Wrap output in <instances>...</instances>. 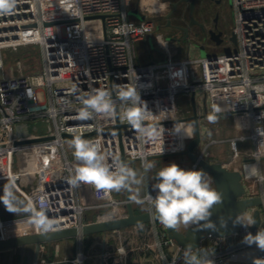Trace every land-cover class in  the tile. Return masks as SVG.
Here are the masks:
<instances>
[{"label": "built area", "instance_id": "1", "mask_svg": "<svg viewBox=\"0 0 264 264\" xmlns=\"http://www.w3.org/2000/svg\"><path fill=\"white\" fill-rule=\"evenodd\" d=\"M133 1L17 0L11 12L0 14V154H5L0 157V183L12 185L25 199V209L31 210L24 209L18 218L6 221L29 225L19 234L46 232L31 223L33 212L41 209L52 221L53 230L81 227L88 222L86 213L91 209L109 214L125 210V199H116L113 190L97 191L93 187L94 200L86 203L80 192L86 184L73 187L67 182L77 162L71 147L75 138H65L63 133L94 132L83 139L99 142L109 154V162L112 156L121 160L117 130H103L117 123L116 115L76 119L83 107L81 97L93 89L110 92L119 121L128 124L122 127L121 141L129 159L144 162L154 154L185 149L187 143L184 145L182 137L188 129L180 120L183 115L178 113L176 98L181 92L198 90L205 93L210 105L224 104L230 111L244 114L252 124L249 134L213 139L198 154L209 158L210 145L227 142L233 153L231 161L225 162L228 167L234 158L241 156L236 140L251 138L258 147L246 152L247 158L240 168L245 171L247 165L256 164L251 162L253 158L264 157V135L257 133V130L264 132V0H232L235 9L232 32L236 37V44L230 41L234 45L232 50L181 58L162 40L165 59L148 63L138 62L135 45L154 28L151 17L154 13H146L138 0L145 19L130 15ZM102 14L106 15L104 20L86 18ZM59 20L62 23H53ZM32 46L40 48L39 69L25 73L24 63L18 58V71L6 72L4 52ZM135 84L150 110L143 121V126L149 129L144 138L122 119V113L130 105L118 98L121 88ZM48 146L59 150L61 164L48 166L44 151ZM22 149L31 151L14 166L13 157H19ZM197 168L192 162L191 169ZM53 170L58 173L57 180L43 178V173ZM245 175L258 176L260 180L264 177L259 173L249 176L246 171ZM249 232L252 231L241 229L233 235L245 237ZM206 239L209 245L205 247L202 243L197 255L207 253L214 264H222L234 250L226 247L220 237L207 234L203 242ZM85 259L86 255L79 250L71 257H41L34 264H83ZM165 264H185L184 256L168 259Z\"/></svg>", "mask_w": 264, "mask_h": 264}, {"label": "crops", "instance_id": "2", "mask_svg": "<svg viewBox=\"0 0 264 264\" xmlns=\"http://www.w3.org/2000/svg\"><path fill=\"white\" fill-rule=\"evenodd\" d=\"M144 5L153 13V11L156 12L160 10V7H162V2L159 0H146ZM157 25L158 24H156V28H153L150 33H148L144 38L140 39L136 43L135 50L137 53L138 62L148 63L165 59L166 55L161 46L163 37L165 36L163 31L164 29L161 30L160 28H157ZM151 37L153 39L152 43L149 42ZM169 44L171 45L170 47H172V49H179V45H183L185 47L182 52L178 53L179 55H177L181 58H195L200 56L197 52L198 48L193 46H191L190 54H188V41L185 44L184 42L178 44L171 42ZM210 45L207 44L208 47ZM197 92L198 91H196L195 94V101L198 113L201 115L209 113V115L200 118L201 130L203 131V129H205L206 137H210L211 134H214L217 137L216 139H221L218 137L234 138L235 135H247L250 133L252 129L250 119L246 117L245 120L242 121L239 119V115L241 113L230 112L229 108L224 104L218 103L213 106L210 105L205 99V93L202 90L201 95ZM186 93L189 94L188 99L183 104L179 103L176 98L177 107L186 113H184L183 117L191 115L193 111L192 92ZM217 109H219V111H216ZM228 114H231L230 120H223L215 123L208 119L210 115L217 117ZM184 126L187 128L188 126H192L195 129L193 120L184 121ZM233 134L234 137H229L230 135L233 136ZM239 143H241V145H237V147L243 154L246 153V150H252L258 147V145H256L251 138L246 139V141L239 140ZM213 146L211 149L215 148L214 150L215 152L217 151L216 155H219V159L226 163L231 161L229 158H232L233 153L231 152V148L227 142L215 143ZM245 158L247 157H243L242 161L245 160ZM187 160L188 157L181 154L147 159V161L155 165V168L146 174L143 170V161H135L134 170H136L138 178L143 177V182L141 184L132 185V192L134 193L136 191V193H140V196L136 199H144L145 195L148 193L156 194V192L152 189V183H154L152 177L159 170V168L174 162L176 164L178 163L181 168L188 169L189 167V169H191L192 162L189 161V165ZM238 161L239 157L234 158L232 160L233 163H231L228 167H240V164L239 166L234 165L239 163ZM259 165L263 166V168L260 166V169L262 175H264V161L260 162ZM253 166H255V174L252 172ZM245 171L249 176L256 175L258 173L257 164L247 165ZM257 181L256 179H252V177L246 178V184L250 194L264 193V180ZM8 185L9 183H2L0 185V197L4 196ZM12 191L17 197V207L20 210L15 213L9 212L6 210L3 203H0V235L3 233L4 235L11 236L15 233L23 231V227H29V225L26 223L18 222L14 227L2 229L5 224L12 223L10 221H6L18 218L23 214V211L26 208V202L22 195L16 192L13 187ZM80 192L83 202H93L94 197L92 186H89V188H87V185L81 186ZM122 198L124 197H121L120 199ZM149 206V203L144 200V203H142L140 207L142 209H147ZM95 212V210L87 211L86 220H94ZM183 226V224L179 225L180 228H183ZM258 230H264V212L262 213L261 226L258 229L253 230L251 233L254 235ZM243 238L244 237L241 234L233 235L231 247H233L234 250L222 264H253L254 259L264 258V251L259 250L254 244L251 246L244 245ZM167 239L168 237L163 224L160 222H147L105 232L87 235L80 234L78 237L63 238L57 241H52L51 243H31L14 248L0 249V264H34L41 257H48L49 259H59L65 256L71 257L74 256L79 250H81L86 255V259L83 264H107L106 259L110 256L113 257L114 264H165L168 259L177 256L179 249L178 246L173 242L166 243L165 240ZM209 243L210 241L206 239L203 242V246L207 247ZM223 244L227 247V242L225 239L223 240ZM200 251V249H197L194 251V254H198Z\"/></svg>", "mask_w": 264, "mask_h": 264}, {"label": "clouds", "instance_id": "3", "mask_svg": "<svg viewBox=\"0 0 264 264\" xmlns=\"http://www.w3.org/2000/svg\"><path fill=\"white\" fill-rule=\"evenodd\" d=\"M16 2L17 0H0V14L11 12ZM132 71L134 72L133 69ZM118 98L122 103L130 105L122 113V119L136 129L141 138L148 136L149 129L143 126V121L150 110L141 100L137 84L128 89L121 88ZM81 101L83 107L78 111L76 119L90 120L95 116L110 118L117 115L112 94L103 89H93L82 96ZM208 119L214 122L216 117L210 115ZM257 133L264 135L261 130H257ZM71 147L77 163L67 182L73 187L86 184L97 191L107 192L130 189L132 185H139L143 182V177L138 178L136 170L122 162L119 157L112 156L109 162V154L102 150L99 142H91L77 136L72 141ZM153 168H155L153 163L147 160L143 162L145 174ZM252 172L255 174V166L252 167ZM152 179L154 180L152 189L156 195L153 197L148 193L145 199L151 205L155 217L161 224L173 229L181 224L215 227L209 219L212 215L211 209L214 205L222 203L223 194L217 188L212 187V181L207 172L202 169H184L173 162L159 168ZM261 179L264 180V177ZM137 202L144 203V200L138 199ZM0 203H3L9 212L15 213L20 210L17 207V197L12 191V185L7 186L4 196L0 197ZM25 210L31 211L30 209ZM200 222L205 223L201 225ZM31 223L42 231H50L54 227L43 209L33 212ZM234 223L247 227L254 225L256 220L251 216L244 218L239 215ZM243 243L249 246L254 244L259 250L264 251V230H258L254 235L251 232L247 233L243 238ZM183 256L185 264H214L207 253L194 254L191 245L184 248ZM253 264H264V258L254 259Z\"/></svg>", "mask_w": 264, "mask_h": 264}, {"label": "water", "instance_id": "4", "mask_svg": "<svg viewBox=\"0 0 264 264\" xmlns=\"http://www.w3.org/2000/svg\"><path fill=\"white\" fill-rule=\"evenodd\" d=\"M177 3H175L176 6ZM129 14L135 16L136 18L143 20L145 15L140 12L139 5L136 4L133 8L129 10ZM170 14L168 12L166 17L168 18L167 24H170ZM105 19L106 15H95L87 16L86 18H97ZM53 23H62V21H55ZM196 23V19L192 17L188 26L183 27L184 31L187 33L182 38H171V40H176L181 42L182 40H187V52L190 54L191 46L197 47L200 51L201 56H206L209 53L206 50L204 43H193L189 42V26ZM48 24V23H47ZM211 39L215 41L217 45H221L223 39L220 38L221 32L215 34L213 29L210 30ZM230 41L236 44V37L233 32L230 34ZM185 47L179 45V53ZM196 92H192V105L193 111L191 115L182 117L180 120H193L194 121V136L187 142L185 149L176 152L160 153L154 154L149 157V159L156 157H167L172 155H187L189 160L197 164V169H202L212 177L214 188L220 190L223 194L222 203L214 205L211 209L212 215L209 218L210 221L215 225L214 228L201 227L199 225L186 226L185 228H180L179 226L175 229L165 226L166 235L169 242H173L178 246L177 257L183 255V250L188 245H191L193 250H197L202 246L203 240L206 238L207 234H212L214 236L225 239L227 246H231L233 242V234L241 229H246L248 231H253L258 229L262 223V213L264 212V193L250 194L248 186L246 184V175L243 167L229 168L225 165V162L221 159L211 160L207 157H203L198 154L197 148L202 142V133L200 127V118L209 115L205 113L201 115L198 113V109L195 101ZM116 119L117 123L113 126L104 128L103 130L116 129L120 139V149H121V161L127 163L129 167L135 169L134 162L137 159H129L126 157L124 152V147L121 141L122 137V127L128 124H123L118 119V111L116 107ZM233 112V111H230ZM94 132L85 134H68L63 133L62 136L65 138H76L77 136L84 138L86 136L92 135ZM69 144V143H68ZM30 149H22L19 151V157H13L14 166H17L18 162H23L26 159V154L30 152ZM44 151L47 157L48 166L54 165L56 162L58 164L62 163L61 155L58 149L53 147H45ZM5 154H0V157H4ZM229 159H232L231 157ZM43 178L50 180H57L58 173L56 170L43 173ZM125 210L120 213L109 214L108 211L100 210L95 212V219L92 221L85 222L81 227L73 226L68 228H62L46 232H30L21 233L12 236L0 237V249L14 248L21 245H27L31 243H51L52 241H57L68 237H78L80 234L87 235L98 232H105L109 230H115L123 227H128L132 225L147 223V222H159L155 217L154 210L149 206L147 209H142L135 204L133 198L132 186L130 189H125ZM241 215L247 218L249 215L256 220V223L251 226H243L234 223L236 217ZM205 222H200L203 225ZM17 223H8L3 226V229L8 227H14ZM107 264H114L113 257L110 256L106 259Z\"/></svg>", "mask_w": 264, "mask_h": 264}, {"label": "rangeland", "instance_id": "5", "mask_svg": "<svg viewBox=\"0 0 264 264\" xmlns=\"http://www.w3.org/2000/svg\"><path fill=\"white\" fill-rule=\"evenodd\" d=\"M159 1H161V2L167 1V2L162 3V7H160V10L155 12L151 16L153 21H154V28H156V24H162L163 25L165 23V15L164 14L166 12H164V11H168L169 8L170 9L172 8V2L173 1H178L179 4H178V10L171 17L172 22H175V23H181L182 22L183 23V22L189 21L188 4L186 2L181 1V0H159ZM137 3H138V0H134L132 5L135 6ZM223 8H224V12H223L224 14L221 15L220 22L226 26L228 34H231V32L233 31L234 24H235V9H234L232 0H225L224 4H223ZM203 10H204V3L201 4L200 2L197 1L196 2V8L194 11V15H195L196 19L204 18L203 14L201 13ZM191 29H192V32L195 34L198 30V27L196 25H193ZM161 30H163V28H161ZM163 31H164V35H168L169 33L175 34L176 36L181 35L180 31L171 30L170 28H165ZM149 42L150 43L153 42L152 37L150 38ZM183 42L185 44L187 41H182V43ZM206 46H207V43H206ZM233 48H234V45L229 41V39H226V40H224L222 45H219V46L210 45L209 47L207 46V52L208 53H215V52H220V51H229V50H232ZM197 52L201 56L199 49L197 50ZM4 58L6 60V62H5L6 63V68H5L6 72H10L12 70L16 71L17 70L16 62H17V59L20 58L24 63V72L25 73H33V72L37 71L40 67V61H41L40 48L38 46H32L29 48H23V49L18 50L16 52H10L7 50L6 52H4ZM1 74H2V71L0 70V76H1ZM197 93L201 95L202 92H201V90H198ZM188 95L189 94H187L186 92L179 93L177 95L178 102L183 104L188 99ZM177 109H178V113L180 115H184L185 112L181 111L178 107H177ZM239 116H240L239 119H241L242 121L245 120V118H246V116L244 114H240ZM230 119H231V114L224 115V116L222 115V116H217L216 120L214 122L216 123V122H220L223 120H230ZM187 129L188 130L186 131V133L183 136L184 138L182 137V141L184 142V145L187 143V141L190 140L189 138L192 137L193 132H194V128L192 126L191 127L188 126ZM201 133H202V142L199 145V147L197 148L198 152L201 150V148L204 146L205 143L211 142L213 139L217 138L216 135H214V134H211L210 137H206L205 129H203V131L201 130ZM236 136H239V135H235V137ZM177 137H180V136H177ZM229 137H234V134H233V136L230 135ZM218 138H222V137H218ZM237 145H241V143H239V140H236V146ZM212 146L213 145H210V148H209V159H211V160L219 159L218 158L219 155H216L217 151L215 152V150H214L216 147L213 146L215 148L211 149ZM248 151H250V150H246L245 152H248ZM243 157H247L246 153L245 154L241 153V156H240L239 161H238L239 163H236L234 165L239 166ZM189 161L190 160L188 158L187 163L190 165ZM263 161H264V157L263 158H259V157L253 158V160H251V162H256L259 175H262V172L260 169V166L262 164L259 165V163L263 162ZM261 167L263 168V166H261ZM188 169H189V167H188ZM209 177L211 178V181H212V187H214L212 177L210 175H209ZM252 179H256V181L260 180V178L258 176L253 177ZM1 184L2 183H0V185ZM113 193H114V196L116 199H120L121 197H124L125 189H121L119 191L113 190ZM133 195H134L133 198L135 200V204L138 207H140L142 203H138L137 199H136L137 197L140 196V193H136V191H135L133 193ZM117 197H120V198H117ZM91 210L94 211V209H91ZM185 227L186 226H183V228H185Z\"/></svg>", "mask_w": 264, "mask_h": 264}, {"label": "flooded vegetation", "instance_id": "6", "mask_svg": "<svg viewBox=\"0 0 264 264\" xmlns=\"http://www.w3.org/2000/svg\"><path fill=\"white\" fill-rule=\"evenodd\" d=\"M184 1L188 4V11H189V21L188 22H181V23H175L172 22V15L178 10V1H173L172 2V8L167 11L171 12L170 14V24H167L168 18L166 17L165 13V23L162 24H158L157 28H170L171 30H177L180 31L179 36H176L175 34H168L165 35L163 37V40L168 42V43H182V41H186V40H182L181 42H177L176 40H171V38L177 39V38H182L187 32L184 31L183 27H186L189 25L192 17L195 18L194 15V11L196 8V2H200L201 4L204 3V10L201 12L203 14L202 19H196V23H194L193 25H196L198 27L197 32L194 34L191 31V28L193 25L189 26V42H193V43H207L208 45L210 44H215V41H213L211 39V34H210V30L213 29L215 31V34L221 32L220 38L223 39L222 42H224V40L229 39L230 38V34H228V31L226 29V26L220 22V17L222 14H224V8H223V4L225 0H181ZM206 1V2H205ZM175 3L176 6H175ZM157 12V11H156ZM153 13H155V11H153ZM193 33V34H192ZM206 45V44H205ZM171 46V45H170ZM172 48V47H171ZM175 50V54L179 55V49L178 48H174Z\"/></svg>", "mask_w": 264, "mask_h": 264}, {"label": "bare ground", "instance_id": "7", "mask_svg": "<svg viewBox=\"0 0 264 264\" xmlns=\"http://www.w3.org/2000/svg\"><path fill=\"white\" fill-rule=\"evenodd\" d=\"M144 2H146V0H141V1H140V6H141V8H142L146 13H151V14H152L151 10H149L147 7H145ZM166 2H167V1H163L162 3H166ZM166 13H167V11H166Z\"/></svg>", "mask_w": 264, "mask_h": 264}]
</instances>
